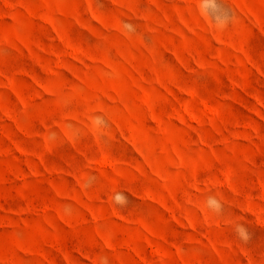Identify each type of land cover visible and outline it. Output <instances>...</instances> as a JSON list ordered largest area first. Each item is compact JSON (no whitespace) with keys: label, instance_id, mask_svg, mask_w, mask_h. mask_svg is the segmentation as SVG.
<instances>
[{"label":"rangeland","instance_id":"374dc122","mask_svg":"<svg viewBox=\"0 0 264 264\" xmlns=\"http://www.w3.org/2000/svg\"><path fill=\"white\" fill-rule=\"evenodd\" d=\"M0 264H264V0H0Z\"/></svg>","mask_w":264,"mask_h":264},{"label":"clouds","instance_id":"9594fccd","mask_svg":"<svg viewBox=\"0 0 264 264\" xmlns=\"http://www.w3.org/2000/svg\"><path fill=\"white\" fill-rule=\"evenodd\" d=\"M223 18H218V22L222 21ZM118 203H126V198H124L123 200L121 201H118ZM209 205L210 206H214L216 209H219L220 207V204L219 202L215 199V198H211L209 201H208Z\"/></svg>","mask_w":264,"mask_h":264}]
</instances>
